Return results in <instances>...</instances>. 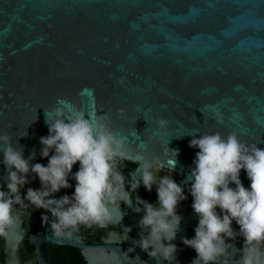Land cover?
<instances>
[{
    "label": "water",
    "instance_id": "1",
    "mask_svg": "<svg viewBox=\"0 0 264 264\" xmlns=\"http://www.w3.org/2000/svg\"><path fill=\"white\" fill-rule=\"evenodd\" d=\"M57 106L106 114L129 137L124 157L185 183L199 151L190 135L235 130L264 148V0H0V135L30 164ZM240 179L250 187L246 171ZM194 258L177 249L172 264Z\"/></svg>",
    "mask_w": 264,
    "mask_h": 264
},
{
    "label": "clouds",
    "instance_id": "2",
    "mask_svg": "<svg viewBox=\"0 0 264 264\" xmlns=\"http://www.w3.org/2000/svg\"><path fill=\"white\" fill-rule=\"evenodd\" d=\"M205 108L211 109L217 124H224L217 106ZM55 115L51 122L45 117L49 135L40 138V155L48 159L47 165L30 164L23 149L13 144L11 134L0 135V152L7 168V190L0 187V237L18 227L17 205L50 212L51 217L43 215L42 219L50 225L52 236L58 237L81 225L104 227L114 220L111 209L130 199L121 183L124 178L117 172V161L124 158L129 137L119 135L106 114L93 120L82 109L66 115L64 107L57 106ZM156 124L164 129L168 121L160 117ZM133 132L138 136L134 127ZM197 133L190 135L189 147L199 151L189 181L192 208L199 222L195 236L182 240L195 250L192 264H228L231 245L226 241L237 236L243 238V255L235 264H264V148L242 140L235 130L226 137L219 131L200 134L199 138ZM170 150L178 156V150ZM77 163L79 170L73 173ZM154 167L145 160L142 183L149 192L157 185L159 207L136 197L145 213L139 224L147 233L137 243L150 257L172 264L177 246L171 242L182 219L177 207L187 195L173 176L157 175ZM241 170L251 181L248 188L240 179ZM30 174L39 178L41 187H29L22 197L20 188L30 182ZM70 176L76 181L74 193L55 198L61 189L72 187ZM233 184L235 187L230 186ZM130 186L136 194L141 181L135 176Z\"/></svg>",
    "mask_w": 264,
    "mask_h": 264
},
{
    "label": "flooded vegetation",
    "instance_id": "3",
    "mask_svg": "<svg viewBox=\"0 0 264 264\" xmlns=\"http://www.w3.org/2000/svg\"><path fill=\"white\" fill-rule=\"evenodd\" d=\"M37 163L47 165L48 159L42 158L39 154ZM142 166L141 162L126 157L117 161V172L124 178L121 183L130 193V199L127 203L119 202L111 209L114 220L104 227L81 225L78 230H69L58 237H53L50 225H46L42 219L43 215L51 217L50 212L34 209L30 205L27 207L17 205L18 227L10 230L6 237H0V264H144L145 261L149 263L153 258L137 243L147 233L139 224L145 213L136 197L157 207L159 205L157 185H153L151 192L143 186ZM154 166L153 170L157 175L173 176L187 195V199L181 201L177 207V214L182 219L176 238L171 243L175 244L183 254L195 257V250L182 242L183 238L192 239L195 236V228L199 222L192 208L190 182H183L181 175L170 167L161 164ZM135 176L141 181L136 194L130 186V183L135 181ZM28 179L30 182L20 188L22 197L29 187L37 189L41 187L38 177L30 174ZM6 183V178L0 179V187H4V190H7ZM69 183L72 187L61 189L54 194V197L71 196L76 181L72 179ZM27 203L25 201V205ZM233 228L239 231L235 221ZM226 242L231 245L228 249L230 252L227 257L228 264H235L243 255L241 251L243 238L237 236L236 239H228Z\"/></svg>",
    "mask_w": 264,
    "mask_h": 264
}]
</instances>
